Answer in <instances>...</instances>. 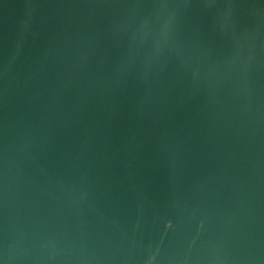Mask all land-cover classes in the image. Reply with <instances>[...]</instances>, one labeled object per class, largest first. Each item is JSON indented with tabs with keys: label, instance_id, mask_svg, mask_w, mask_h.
Segmentation results:
<instances>
[{
	"label": "water",
	"instance_id": "95a60500",
	"mask_svg": "<svg viewBox=\"0 0 264 264\" xmlns=\"http://www.w3.org/2000/svg\"><path fill=\"white\" fill-rule=\"evenodd\" d=\"M0 264H264V0H0Z\"/></svg>",
	"mask_w": 264,
	"mask_h": 264
}]
</instances>
